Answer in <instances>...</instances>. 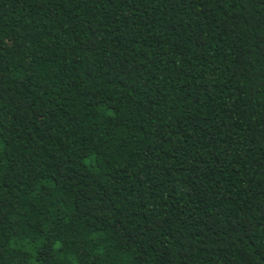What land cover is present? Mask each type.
Instances as JSON below:
<instances>
[{
	"label": "trees",
	"instance_id": "obj_1",
	"mask_svg": "<svg viewBox=\"0 0 264 264\" xmlns=\"http://www.w3.org/2000/svg\"><path fill=\"white\" fill-rule=\"evenodd\" d=\"M0 264H264V0H0Z\"/></svg>",
	"mask_w": 264,
	"mask_h": 264
}]
</instances>
